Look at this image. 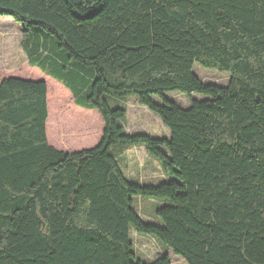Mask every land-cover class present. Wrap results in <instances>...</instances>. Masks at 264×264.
<instances>
[{
  "label": "trees",
  "instance_id": "trees-1",
  "mask_svg": "<svg viewBox=\"0 0 264 264\" xmlns=\"http://www.w3.org/2000/svg\"><path fill=\"white\" fill-rule=\"evenodd\" d=\"M0 17L22 26L29 69L55 82L0 80V264H171L137 260L131 228L186 264H264V0H0ZM170 92L203 99L184 110ZM106 97H134L169 137L125 134L126 110ZM85 113L98 142L62 149ZM114 146L144 147L169 181H128ZM133 197L168 202L160 223Z\"/></svg>",
  "mask_w": 264,
  "mask_h": 264
},
{
  "label": "rangeland",
  "instance_id": "rangeland-1",
  "mask_svg": "<svg viewBox=\"0 0 264 264\" xmlns=\"http://www.w3.org/2000/svg\"><path fill=\"white\" fill-rule=\"evenodd\" d=\"M22 41V26L14 22L11 18L0 17V80L9 76L26 79L28 76H32L34 78L41 77V79L37 80L54 82L52 79L45 77L37 69L31 68L32 71L29 69L27 57L21 46ZM193 73L205 84L227 86L229 81V76L226 73L203 68L198 65L193 66ZM63 98L67 103L71 104L70 96L66 91L63 92ZM164 98L184 110L190 107L193 100L203 99L200 95L192 94L191 97H188L178 92L166 93ZM153 101L157 104L162 103L161 100L155 97H153ZM106 103L111 109L122 108L126 110V117L121 123L125 134H145L153 139H165L169 137V130L162 124L161 120L145 107L140 106L134 97L125 99L106 97ZM55 104H57L56 95L55 93L50 94V120H54L52 114ZM71 105L73 109L86 112L75 107L73 104ZM62 113L64 115V110L58 115H62ZM83 115L90 126L85 127L79 124L72 127L70 132L77 130L79 136L77 140L60 138L58 143L62 149L72 151L70 149L74 147V144H87L86 147L90 148L98 142L102 131L100 120L97 117H88L86 113ZM87 128H90L91 137L89 136V131L87 132L86 130ZM110 154L117 161L124 177L130 182L143 186H157L158 184L169 181V178L162 172L160 164L150 157L142 146H114L111 148ZM167 205L168 202L166 201L133 197V208L145 223L159 224L160 222L155 212L158 208ZM129 239L132 244V252L136 259L143 263H151L160 257L168 256L171 264H186L181 257L173 255L168 247L162 245L150 236L138 234L132 228L129 231Z\"/></svg>",
  "mask_w": 264,
  "mask_h": 264
},
{
  "label": "crops",
  "instance_id": "crops-1",
  "mask_svg": "<svg viewBox=\"0 0 264 264\" xmlns=\"http://www.w3.org/2000/svg\"><path fill=\"white\" fill-rule=\"evenodd\" d=\"M52 145H54V144L52 143Z\"/></svg>",
  "mask_w": 264,
  "mask_h": 264
}]
</instances>
